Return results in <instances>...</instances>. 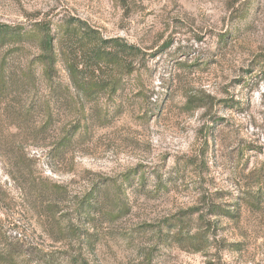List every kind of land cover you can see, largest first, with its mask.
<instances>
[{
	"label": "rangeland",
	"instance_id": "obj_1",
	"mask_svg": "<svg viewBox=\"0 0 264 264\" xmlns=\"http://www.w3.org/2000/svg\"><path fill=\"white\" fill-rule=\"evenodd\" d=\"M77 20L145 55L88 68L93 96L67 74L96 52ZM0 24L21 32L0 47V264H264V0H0Z\"/></svg>",
	"mask_w": 264,
	"mask_h": 264
},
{
	"label": "trees",
	"instance_id": "obj_2",
	"mask_svg": "<svg viewBox=\"0 0 264 264\" xmlns=\"http://www.w3.org/2000/svg\"><path fill=\"white\" fill-rule=\"evenodd\" d=\"M77 26L82 30V35L84 38L88 40L96 41L97 44L94 46L96 48V52L91 57L90 64L81 63L72 64V66L67 67V74L69 77V81L72 89H74L80 96H93L94 94L103 91V89L107 86L108 82L102 79L96 78V80L90 81L88 77L85 75V71L88 68H92L94 71H101L103 68L107 67L108 64L116 65L118 62L124 63V67L127 72H130L133 69V62L127 60V56L136 57L140 56V60H143L145 57L144 52L141 49L130 45L124 42L120 38L114 39H103L98 36V33L88 27L85 23L77 20ZM40 26L42 32V39L40 42V50H41V62L44 66V72L47 78H52L56 73L55 69V55L53 50V43L55 41L53 35L51 34V30L48 27ZM21 36V32L16 30L15 28H11L6 24H0V47H2L5 43L10 42L13 38L19 39ZM108 87L113 89L115 87V82L109 84ZM100 195L92 193L88 199L82 201L79 205L78 210H82V212L89 217L90 211L94 210L96 206L99 204ZM195 213V212H192ZM53 211L50 212L52 218H54ZM173 225H175V232L173 237L177 241H184L185 239V231L188 228L187 219L185 216L177 217L173 221ZM75 234L76 232H71ZM72 235V234H71ZM17 240L16 244H19ZM5 246H2L4 248ZM0 249V259H4L6 261H13L16 254H14L13 250L8 248ZM5 252V254H3ZM81 264H84L83 262Z\"/></svg>",
	"mask_w": 264,
	"mask_h": 264
}]
</instances>
